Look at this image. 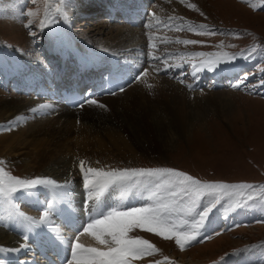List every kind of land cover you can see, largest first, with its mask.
<instances>
[{
    "label": "rangeland",
    "instance_id": "obj_1",
    "mask_svg": "<svg viewBox=\"0 0 264 264\" xmlns=\"http://www.w3.org/2000/svg\"><path fill=\"white\" fill-rule=\"evenodd\" d=\"M91 1L68 0L69 7L67 8L72 7L75 12V16L69 18L70 23L65 24L62 19H59L58 23L46 28L41 33L39 25L45 21V9L50 8L55 14V9L59 6L57 0H51L50 3L46 0H37L36 4H33L32 0H0V50L9 48L15 57L24 63L26 70H30L27 74L22 75V79L26 78L24 76H28L34 83L39 82L43 86H47V82H45L47 77H42L43 73L49 71L55 74L60 70L62 62L53 59V57L47 59L46 54L49 51L47 45L51 41L53 32L62 25L71 31L73 38L82 41L83 44H88L92 50L101 52L99 44L107 36L97 35L94 24L109 23L102 16L83 18V15L89 12L93 16L97 15V12L95 14L96 8L92 7ZM192 4L196 5L198 11L189 6ZM253 4L257 5L255 9L252 7ZM80 7L81 9H79ZM67 8L66 11L69 10ZM29 9L34 12L31 18L23 15ZM148 9L150 13L139 27L127 26L136 32L128 33L129 36L121 45L125 50L119 54L132 56L136 53L134 48L140 43L137 41L138 37L143 36L140 38H145L143 42H145L147 54L151 52L153 57H165L167 54H173L167 60V64L161 60L150 61L149 59L146 63L147 67L159 72V77L167 81L181 83V87L188 93L195 91L194 87L189 90L188 84L195 85L201 81L203 85L200 87V91L202 90V92L186 94L183 95L184 100H175L177 106L174 109H169L171 114H166L168 117L167 126L165 123L162 127L148 123L144 113L138 114L141 113L140 111L133 114L135 117L132 114L125 115L127 120L124 122L121 116H116L111 111L102 112L103 118L117 121L118 124L123 123L122 126H125V129L129 122L134 124L135 129H127V132L122 130L124 133L119 132L124 136L125 143L117 146L109 142L102 144L104 145L102 148L105 151L104 154H101L102 149L98 147L96 140H91V146L88 149L92 153L89 154L91 159H88L91 164L83 160L85 167L98 166L97 168L106 169L109 167H170L186 172L201 181L264 185V85L260 84V81L264 79V6L260 5L258 0H249L247 3L243 0H151ZM78 11H80V16H77ZM56 15L58 16V14ZM29 19L33 20L31 30L25 27ZM189 22L194 26L208 25L217 34H197V32L188 30ZM117 24L115 22L109 25L114 28L121 27L120 24ZM169 24L182 25L183 30L165 26ZM30 31L37 33L35 38L30 35ZM233 33L239 35H233ZM149 37H151L153 45L151 48L148 45ZM179 40H197L203 43L185 45L178 43ZM253 47L256 48L255 53L250 54L246 51ZM193 52H219L221 54L226 52L229 56L235 54L237 59L232 64L242 67V69L238 70L235 77H225L226 79H222V82H219L220 76L218 79L217 76L213 77L210 74L214 75L217 70L204 71L194 79L191 75V63L199 64L203 58L181 55ZM242 52L244 56L248 57L247 59L240 55ZM185 60H188L189 63L185 64L184 68H168L167 74L164 71L167 65L184 63ZM66 66L68 73H65L63 80H69L74 75L72 66L68 63ZM3 76L4 69L1 66L0 100L2 97L12 94L26 95V92L17 90L15 86L17 77L12 76L4 83ZM245 76L246 80H244ZM242 80L244 82L239 88L233 87L234 84ZM29 95L33 96L34 94L30 91ZM149 110L152 109L149 108ZM160 110L158 109L159 112H161ZM152 111L155 112V110ZM79 113L80 111L75 113L78 118L77 126L81 122ZM150 114L152 115L151 111ZM160 114L158 116L162 117L163 113ZM25 116L32 117L33 113H28ZM5 123L4 121L0 122V132L6 130ZM2 141L0 139V160L5 163L0 166L18 177L31 178L24 171V161L13 162L10 159V162L7 163L4 160ZM81 160L77 161L78 166L76 165V174H78L76 184L80 188L83 187L79 168ZM70 189L71 195L68 202L85 201V198H80L77 192ZM148 195L149 193L144 191L125 193L120 188L113 187L101 198L100 207L106 208V205L129 198L134 201L131 207H141L149 202ZM49 196L47 190L41 189L34 195L17 194L14 202L25 214H33L39 218ZM257 205L246 208H252V211L256 212L257 208L255 209V207H258V210L261 211L259 209L261 206ZM233 206L230 200L223 199L216 205L210 216L217 217L227 208L231 209ZM8 208L9 206L3 199H0V232L12 236L17 242V246L12 248H17L24 240L20 235L22 231L20 230L18 233V230L20 228L24 230V227L21 222L18 225L16 219H12L11 215V217L3 216L8 213L6 211ZM257 216L259 213L252 217ZM224 223L226 222H223L222 225ZM229 223L230 221L227 222V225ZM222 225L221 227H223ZM46 231L49 230L38 231L39 234L34 235L31 245L35 246L37 240L44 238ZM210 234V239L201 236L202 242H195L191 246L181 249L174 239L165 240L155 233L136 229L129 235H138L149 240L159 251L152 256L137 259L133 261V264H156L157 261L159 264H212L214 261L222 260L228 256H234L238 262H242L245 249L255 245L260 250L256 257V264H264V218L248 219L247 222L236 223L226 230L219 227ZM220 239L225 240L213 247L210 246ZM79 242L85 246L102 247L87 234L81 235ZM192 255L195 256V261L190 263Z\"/></svg>",
    "mask_w": 264,
    "mask_h": 264
},
{
    "label": "bare ground",
    "instance_id": "obj_2",
    "mask_svg": "<svg viewBox=\"0 0 264 264\" xmlns=\"http://www.w3.org/2000/svg\"><path fill=\"white\" fill-rule=\"evenodd\" d=\"M150 1H91L92 7L96 8L95 14L97 12V15L94 14L95 16H93L89 12L84 14L83 18L102 16L107 23L116 22L121 26L114 28L105 23L94 24L97 35L107 36L99 44L101 52L94 51L88 44H83L82 41L73 38L70 33L71 31L67 27L64 25L60 26L59 29L53 32L51 41L47 45V50L49 49V51L46 54V58L53 57V59L59 62L62 61L64 67L62 66L60 71L55 74L49 71L43 73L42 77H47L45 80L47 86H43L39 82L37 84L34 83L28 76H24L26 78L22 79V75L27 74L30 70H26L24 63L15 57V54L9 48L0 50V65L4 69V83L7 82L6 80H9L8 78L15 76L17 77L15 85L17 90L27 92L24 96L12 94L2 97L0 100V122H6V130L0 132V139L3 140L2 157H5L4 160L7 163L10 162V159L13 162L24 161V171L31 178L50 177L55 180L57 179L59 183L71 181L70 190L77 192L80 198H86L85 189L82 186L80 188L76 184L78 179L76 165L77 161L81 160L80 158H83L82 160L86 162H88V159H91L89 154L92 153L88 150L91 146V140H96L100 149L104 146L102 144L108 142L117 146L125 143L124 136L119 132L135 129L134 124H130L129 122L126 124L127 127L125 129V126H122L123 123L118 124L117 121L103 118L102 112L111 111L116 116H121L124 122L127 120L125 115H133L140 111L141 113L138 114L144 113L148 123L162 127L163 123L166 124H164L165 126L168 124V117L166 116L169 113L171 114L169 109H174L177 106L175 100H184L183 95L186 94H200L202 92V90L200 91V87L203 85L201 81L194 85L195 91L193 93H188L181 87V83L177 84L167 81L159 77V72L147 67L146 63L149 60V56L145 50V42H143L145 38L141 39L143 36L139 35L141 38L138 37L139 40L137 41L140 43L134 48L136 53L132 56L122 55L123 53L119 54V52L125 50L121 45L126 40L125 38L129 36L128 33L136 32L135 30H130L131 28L127 27L126 23L137 22V25L140 26L142 19L147 18V15L150 13L148 9ZM67 10L69 18L75 16L72 7L67 8ZM77 16H80V11H78ZM118 48L120 50H117ZM65 63L72 65L75 74L73 78H76L75 80H62L61 77H64L68 71L65 68ZM241 69L242 67L233 64L222 65L214 73L218 79L220 78L219 76H223L219 80V82H222V79L225 77H235V74ZM107 71H111L114 75L121 76L125 80L126 85L123 91H118L114 95H111L108 94L109 92L103 90L104 83L109 77L104 76ZM137 76H139V80L136 79ZM92 77L93 79L91 80ZM81 83L82 87L90 85L83 94L85 98H89L90 95L91 98L98 101V104H84L82 108L76 107L75 109H70L66 106V96L72 88ZM30 91L33 92V96L29 95ZM179 103H181L180 100ZM40 105H52V108L44 107L40 109L38 114H33L32 117L25 116L31 113L30 109ZM99 105H104L105 107H100ZM149 108L155 110V112L153 113ZM158 109H161V112ZM79 111V121L81 122L77 126L78 118L75 116V113ZM150 111L152 115H149ZM160 113H163L162 117L158 116L161 115ZM18 116L25 117V119L18 121L15 128L8 131L9 121L15 120ZM104 153L105 151L102 149L101 154ZM88 163L91 164V162ZM130 203H132V199H124L122 201L119 200L118 203L110 207L122 206L121 208L127 209ZM256 204L259 207L261 206L259 209L262 210V205L260 203ZM59 207L63 210V214L58 217L54 216L53 219L56 226L60 229V234L64 238H71L75 235L76 230L84 226L82 223L87 222L86 220L89 219L91 206L86 209L84 201L79 200L61 203ZM255 209L256 212L252 211V208L233 206L223 218H220L221 216L217 218L214 216L209 217L201 236L210 235V233L219 227L226 230L228 227L241 222L244 216H255L261 212L258 210V207H255ZM6 211L8 213L3 216L11 217L10 209L8 208ZM31 216L35 217L33 214ZM229 221L230 223L227 225ZM223 222L226 223L222 225ZM16 223L20 225L18 220H16ZM20 230L22 231L20 235L23 236L24 230L20 228L18 233H20ZM35 234L31 233L32 236ZM224 240L220 239L210 244V246L213 247ZM33 241V238L32 240L30 238L28 243L31 245ZM23 242L24 240L21 243ZM15 246H17V242L12 236L0 232V247L11 249ZM3 253H5L6 257L0 253V263L20 264L23 261L26 264H59L60 259H67L66 256L69 252L54 232L50 233L46 231L44 238L37 240L35 246L31 245L27 251L19 253L3 251ZM249 254L245 253L243 255L244 261L242 262H238L231 257L228 264H247L250 262L248 259ZM194 255L191 256L190 263L195 261L196 255Z\"/></svg>",
    "mask_w": 264,
    "mask_h": 264
},
{
    "label": "snow or ice",
    "instance_id": "obj_3",
    "mask_svg": "<svg viewBox=\"0 0 264 264\" xmlns=\"http://www.w3.org/2000/svg\"><path fill=\"white\" fill-rule=\"evenodd\" d=\"M46 2L50 3L51 0H46ZM57 2L59 6L55 9V14L50 8L45 9L46 22L42 21L39 25L41 33L46 28L58 23L59 19H62L65 24L70 23L66 11V8L69 7L68 0H57ZM243 2L247 3L249 0H243ZM32 3L36 4L37 0H32ZM258 3L264 6V0H258ZM189 6L198 11L196 5ZM256 6V4L252 5L254 9ZM23 15L31 18L34 12L29 9ZM32 25L33 20L29 19L25 27L31 30ZM165 26L183 30L182 25L169 24ZM187 28L201 35L217 34L208 25L204 24L194 26L189 22ZM30 35L35 38L37 33L30 31ZM233 35L239 34L233 33ZM177 42L185 45L203 43L197 40H179ZM152 46L151 37H149V47ZM246 51L252 54L256 52V48L253 47ZM172 55L153 57L151 52L148 53L150 61L161 60L165 64ZM181 55L203 58L199 64L191 63V75L194 79L204 71H216L222 65L232 64L237 59L235 54L229 56L226 52L223 54L193 52ZM240 55L244 56V53L242 52ZM244 58L247 59L248 57L244 56ZM187 63L189 61L185 60L184 63L167 65L164 71L167 72V69L171 67L182 69ZM136 79L139 80V76ZM246 79L245 76L244 80ZM243 82L242 80L234 84L233 87L239 88ZM260 84L264 85V79L260 81ZM193 87V84H188L189 90H192ZM118 90L123 91L124 89L119 87ZM108 94L114 95L115 92L110 91ZM84 104L97 105L98 101L89 95V98L77 106L82 108ZM99 106L105 107L104 105ZM44 107L51 109L52 105H40L29 111L38 114L40 109ZM22 119H25V117L18 116L15 120L9 121L7 130H13L17 122ZM4 163L0 160V165ZM79 168L83 188L86 191L84 205L86 209L91 206L89 220L85 226L76 230L73 237L64 238L60 234V229L56 226L53 217L63 214V210L59 205L69 201L71 195L69 189L72 182L59 183L50 177L21 178L0 166V199H3L9 206L10 215L24 226V242L17 248L5 249L0 247V252L19 253L27 251L31 246L28 243L29 234H39L38 230L48 229L56 234V237L70 253V259H66V264H133V261L145 256H152L159 251L149 240L138 235H129L136 229L155 233L165 240L174 239L175 243L181 249H184L195 242H202L200 237L208 223L210 214L221 200H230L234 206L239 207H251L256 203L264 205V185L201 181L186 172L170 167H109L106 169L85 167V161L81 160ZM113 187L120 188L125 193L130 191L148 192L149 202L141 207L127 209L111 207L104 210L100 207L101 198ZM41 189L49 192L50 199L39 218L25 214L20 210L19 205L14 202L17 194L34 195ZM84 234L91 236L102 247L85 246L80 243V236ZM216 234L219 235V233ZM206 238L210 239L211 237ZM20 264H26V262L22 261ZM156 264H159V262L157 261Z\"/></svg>",
    "mask_w": 264,
    "mask_h": 264
}]
</instances>
